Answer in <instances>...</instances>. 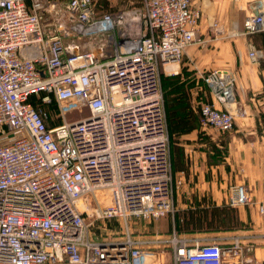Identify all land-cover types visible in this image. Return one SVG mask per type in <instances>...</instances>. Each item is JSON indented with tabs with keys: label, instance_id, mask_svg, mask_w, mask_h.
<instances>
[{
	"label": "built area",
	"instance_id": "2783aa9c",
	"mask_svg": "<svg viewBox=\"0 0 264 264\" xmlns=\"http://www.w3.org/2000/svg\"><path fill=\"white\" fill-rule=\"evenodd\" d=\"M201 19L193 0L102 12L94 0H0V264H264L247 234L130 230L175 211L161 69L202 42ZM263 30L264 12L251 11L244 33ZM203 78L221 104L201 103L203 126L232 130L247 116L234 74ZM49 103L61 122L48 123ZM82 105L90 115L66 120ZM228 203L255 204L264 228V181L259 199L237 184Z\"/></svg>",
	"mask_w": 264,
	"mask_h": 264
},
{
	"label": "crops",
	"instance_id": "0c3cea01",
	"mask_svg": "<svg viewBox=\"0 0 264 264\" xmlns=\"http://www.w3.org/2000/svg\"><path fill=\"white\" fill-rule=\"evenodd\" d=\"M193 2L202 9L198 31L202 42L185 49L184 64L194 66L195 71L190 70L192 75L213 68L232 72L235 76L234 106L245 109L247 116L236 117L235 132L228 140L210 137L212 130H216L209 128L212 130L205 131L201 127L199 115L194 118L184 117L188 125L177 131L176 145L170 151L175 211L165 220L147 227L146 233L165 235L179 227L191 230L183 234L192 237L207 235L222 242L224 238L236 233L234 228L221 225L226 224L224 220H232L234 217V207L228 203L230 187L245 184L255 199H259L263 192L264 30L252 34H245L244 31L247 15L251 11L264 12V0ZM214 22H218L220 30L225 31V39L211 36V25ZM253 48L263 50L256 60L251 57ZM204 86L207 88L203 94L204 101L215 102L221 107L205 82ZM249 206H253L258 214L255 204ZM244 207L238 210L241 221L249 218ZM205 219L217 222L215 230L210 234H203L202 222ZM259 248L258 256L262 253H258ZM259 258L264 260V257Z\"/></svg>",
	"mask_w": 264,
	"mask_h": 264
},
{
	"label": "rangeland",
	"instance_id": "374dc122",
	"mask_svg": "<svg viewBox=\"0 0 264 264\" xmlns=\"http://www.w3.org/2000/svg\"><path fill=\"white\" fill-rule=\"evenodd\" d=\"M142 0H94L96 4L97 10L100 12L102 11H116L122 8L131 7L135 5H140ZM199 31V30H198ZM198 34V33H197ZM199 35V34H198ZM211 36L216 38L220 37L222 39L226 38L225 31L220 30V26L218 22H214L211 25ZM184 54L180 61L173 64V67L166 69L162 67L161 69V84H162V91H163V100H164V108L166 112L167 117V123H168V129H169V135H170V151H172L173 147L176 145V137L178 135L177 131L183 130L188 123L185 121L184 117H196L199 115L200 122H201V115L200 113V105L204 101L203 94L204 92H207V88L204 86V73L209 70L205 69L201 72H197V74L190 73V70L195 69L192 66L185 65L184 64ZM41 107L47 108V111L54 116L51 120H48L49 124H56L58 122H61L63 118L56 117L55 116V105L53 103H49L48 105H41ZM90 115V109L86 105H82L79 107L68 109L65 113V118L68 121H75L78 119H81L83 117H86ZM264 121V120H263ZM201 127L208 132L209 127H204L201 122ZM236 126L227 132H219L220 134H217V130H212V133H210V137L215 136L217 139H229L231 137V134L235 132ZM210 139V138H209ZM210 146H208L209 148ZM212 149V148H211ZM247 210L248 213V220L247 221H241L238 218V210L242 208ZM234 207V206H233ZM234 217L232 220L226 219L224 220L226 224H221L224 227H231L233 231H235V234H247L248 237L253 239L257 247H260L258 249V253H261L259 257H264V236L261 234H264V228L261 223L260 216L256 213L255 208L249 205H240L234 207ZM87 217V215H86ZM167 216L160 218L158 220H146V219H138V220H131L130 222V230L138 235H147V227L154 226L157 224V222H161V220H165ZM204 225V233L203 234H210L213 232L216 227V223L214 221H211L209 219L203 220ZM123 224V223H122ZM100 222H97L94 229L96 231L101 232L100 226H102ZM108 227H117L118 230L120 229V224L116 221H110L107 222ZM256 227L258 231L253 230V228ZM255 229V228H254ZM117 231V230H116ZM177 231L179 233H187L185 228L180 229L178 227ZM104 232V231H102ZM232 236V235H231ZM255 236V237H252ZM204 237H207L205 235ZM230 238V237H229ZM229 238H226L228 240ZM225 240V241H226ZM166 262H170V259H166Z\"/></svg>",
	"mask_w": 264,
	"mask_h": 264
},
{
	"label": "bare ground",
	"instance_id": "6f19581e",
	"mask_svg": "<svg viewBox=\"0 0 264 264\" xmlns=\"http://www.w3.org/2000/svg\"><path fill=\"white\" fill-rule=\"evenodd\" d=\"M174 63H175V62L168 63V64H167V67H168V68L173 67V64H174Z\"/></svg>",
	"mask_w": 264,
	"mask_h": 264
},
{
	"label": "trees",
	"instance_id": "16d2710c",
	"mask_svg": "<svg viewBox=\"0 0 264 264\" xmlns=\"http://www.w3.org/2000/svg\"><path fill=\"white\" fill-rule=\"evenodd\" d=\"M42 105V104H41ZM116 230H118V228L117 227H114V231H116Z\"/></svg>",
	"mask_w": 264,
	"mask_h": 264
}]
</instances>
